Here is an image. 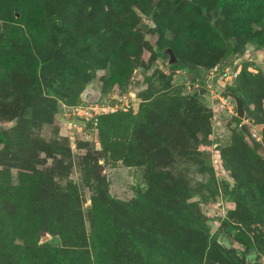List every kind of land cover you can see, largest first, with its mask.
Masks as SVG:
<instances>
[{
  "label": "rangeland",
  "instance_id": "rangeland-1",
  "mask_svg": "<svg viewBox=\"0 0 264 264\" xmlns=\"http://www.w3.org/2000/svg\"><path fill=\"white\" fill-rule=\"evenodd\" d=\"M252 250L264 264V0H0V264Z\"/></svg>",
  "mask_w": 264,
  "mask_h": 264
},
{
  "label": "water",
  "instance_id": "water-1",
  "mask_svg": "<svg viewBox=\"0 0 264 264\" xmlns=\"http://www.w3.org/2000/svg\"><path fill=\"white\" fill-rule=\"evenodd\" d=\"M164 53H166L168 55V62L169 63H173L175 61V56H174L173 51L170 47H167L166 49H164ZM230 96L234 100L235 108H236V114L239 117H243L244 116V107H243L242 99L233 93H230ZM255 259H256V253H255V251L252 250L246 256V264H255Z\"/></svg>",
  "mask_w": 264,
  "mask_h": 264
},
{
  "label": "trees",
  "instance_id": "trees-1",
  "mask_svg": "<svg viewBox=\"0 0 264 264\" xmlns=\"http://www.w3.org/2000/svg\"><path fill=\"white\" fill-rule=\"evenodd\" d=\"M257 1V0H256ZM246 241V240H245ZM247 242V241H246ZM247 244L249 245V246H253L250 242H247Z\"/></svg>",
  "mask_w": 264,
  "mask_h": 264
}]
</instances>
